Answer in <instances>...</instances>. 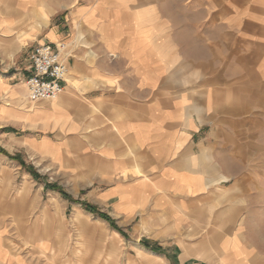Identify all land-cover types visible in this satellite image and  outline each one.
<instances>
[{
    "label": "crops",
    "instance_id": "obj_1",
    "mask_svg": "<svg viewBox=\"0 0 264 264\" xmlns=\"http://www.w3.org/2000/svg\"><path fill=\"white\" fill-rule=\"evenodd\" d=\"M0 33H19V48L65 44L60 97L7 122L40 158L99 185L113 211L175 234L244 183V104L264 95V0H0ZM34 47L14 77L31 75ZM236 221L208 229L217 257L206 242L194 257L179 236L167 257L264 264ZM1 248L0 264H25Z\"/></svg>",
    "mask_w": 264,
    "mask_h": 264
},
{
    "label": "rangeland",
    "instance_id": "obj_2",
    "mask_svg": "<svg viewBox=\"0 0 264 264\" xmlns=\"http://www.w3.org/2000/svg\"><path fill=\"white\" fill-rule=\"evenodd\" d=\"M19 36L0 33V148L6 151L0 150V252L2 244L9 252L18 253L25 264H172L167 257L174 254L167 249L172 238L179 236L190 244L196 258L205 242L209 250L218 252L208 229L214 223L223 228L224 220L233 215L254 253L264 259V95L261 101L244 104V146L239 153L244 160V183H230L218 190L223 198L214 202L216 207L211 211L196 207L192 224L175 235L148 225L143 215L113 211L99 185L85 182L70 164L56 167L22 144V131L7 121L17 120L15 107L33 106L24 75L19 78L14 74L35 43L19 48ZM7 127L18 133L5 131ZM63 192L71 198H65ZM84 202L99 212L88 211ZM100 212L109 215L114 225ZM147 241L160 249L147 247Z\"/></svg>",
    "mask_w": 264,
    "mask_h": 264
},
{
    "label": "built area",
    "instance_id": "obj_3",
    "mask_svg": "<svg viewBox=\"0 0 264 264\" xmlns=\"http://www.w3.org/2000/svg\"><path fill=\"white\" fill-rule=\"evenodd\" d=\"M65 44H37L29 56L31 75L25 80L28 96L33 101H54L63 92V82L69 71L63 62Z\"/></svg>",
    "mask_w": 264,
    "mask_h": 264
},
{
    "label": "trees",
    "instance_id": "obj_4",
    "mask_svg": "<svg viewBox=\"0 0 264 264\" xmlns=\"http://www.w3.org/2000/svg\"><path fill=\"white\" fill-rule=\"evenodd\" d=\"M0 150H1L2 152H6V151H5L4 149H2V148H0ZM13 158H14V159H18V156H14ZM21 163L24 164L23 161H22ZM36 177H37V176H36ZM37 178H38V177H37ZM53 187L59 188V187H57L56 185H53ZM63 195L65 196V198H69V199L71 198L70 195L66 194L65 192H63ZM83 206H84L88 211H91V212H99V209H98L96 206H94V205H92V204H90V203L84 202V203H83ZM100 215H101L102 218H104V219H106V220L112 222V224L114 225V221L112 220V218H111L109 215H107L106 213H103V212H100ZM144 243H145V245H146L147 247L152 248V249H154V250H158V249H160V247H156V246H154V247H156V248L151 247V246H150L151 243H150L149 241L144 242Z\"/></svg>",
    "mask_w": 264,
    "mask_h": 264
},
{
    "label": "bare ground",
    "instance_id": "obj_5",
    "mask_svg": "<svg viewBox=\"0 0 264 264\" xmlns=\"http://www.w3.org/2000/svg\"><path fill=\"white\" fill-rule=\"evenodd\" d=\"M69 72V71H68ZM68 77V73H67V75H66V78ZM33 101V100H32ZM34 102V101H33ZM37 102V101H36ZM257 257H258V255H256Z\"/></svg>",
    "mask_w": 264,
    "mask_h": 264
}]
</instances>
